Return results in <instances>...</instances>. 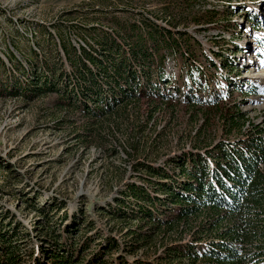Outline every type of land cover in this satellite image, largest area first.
Listing matches in <instances>:
<instances>
[{
    "label": "rangeland",
    "instance_id": "374dc122",
    "mask_svg": "<svg viewBox=\"0 0 264 264\" xmlns=\"http://www.w3.org/2000/svg\"><path fill=\"white\" fill-rule=\"evenodd\" d=\"M166 15L175 16L178 30L190 37L181 45L189 52L188 63L204 72L197 84L186 81L180 58L167 55L169 86L158 85L151 96L142 91L140 104L132 103L111 120L92 121L70 110L58 93L16 98L0 91V214L22 227L21 264H36V257L42 262V250L50 251L54 237L79 264L98 254L94 260L108 264H175L164 253L188 246V234L167 232L139 241L130 233L144 236L149 225L130 219L121 226L112 214L133 207L122 196L127 184L154 191L142 180L144 173L133 172L135 160L165 167L181 154L204 155L214 144L264 125V0H0V59L6 67L0 65V84L9 86L13 79L21 84L32 79V67L21 58L30 60V49L39 57L34 60L38 75L44 74L42 54L50 64L56 62L48 33L59 53L61 37L75 48L88 50L89 44L97 50V42L108 37L120 44L134 22L163 26ZM7 49L25 74L10 67ZM232 120H239L234 130ZM122 198L125 204L119 203ZM162 211L161 220L170 217ZM112 241L115 250L109 247Z\"/></svg>",
    "mask_w": 264,
    "mask_h": 264
},
{
    "label": "trees",
    "instance_id": "16d2710c",
    "mask_svg": "<svg viewBox=\"0 0 264 264\" xmlns=\"http://www.w3.org/2000/svg\"><path fill=\"white\" fill-rule=\"evenodd\" d=\"M164 18L163 26L151 20L134 22L126 26L127 35L120 38V44L108 37L104 42H97V50L89 44L88 50L80 45L75 48L67 38L61 37L58 38L59 53L53 36L48 33L56 50V62L50 64L43 54L40 55L44 74L38 75L34 60L39 57L30 49L31 59L21 58L32 67V79H27L24 84L16 79L10 80V86L0 84V91H8L16 98L36 96L45 91L58 93L70 110L81 112L92 121L97 118L111 120L120 112H128L127 107L132 103L140 104L142 91H159L160 84L169 86L170 77L165 70L167 55L180 58L186 81L197 84L196 79L203 78L204 72L201 67L188 63L189 52L181 45H186L185 39L189 43L190 37L178 30L179 20L175 16L166 15ZM53 30L59 35L57 27ZM4 53L10 67L25 74L22 62L13 52L7 49ZM0 65L6 70L1 59ZM153 66L155 69H151ZM150 75L155 81H150ZM58 87L64 91L59 92ZM146 95L151 96L150 93ZM238 121L232 120V130ZM90 129L96 131L92 125ZM242 129L243 126L238 128ZM246 131L236 140L214 144L205 150L204 155L181 154V158L170 159L165 167L135 160L133 172L144 173L146 176L142 180L151 184L154 191L151 193L143 186L127 184L122 196L128 203L132 202L133 207H119L112 219L121 226L130 219L149 225L142 233L144 236L130 233L139 241L145 239L147 242L167 232L180 237L188 234V246L168 247L164 253L171 263L264 264V125H252ZM131 147L138 150L135 145ZM175 174L179 181L173 179ZM123 198L120 204H125ZM163 209L170 212V217L161 220ZM37 211L44 214L41 209ZM5 218L6 214H0V264H21L22 242L18 241L21 226L6 223ZM64 219L67 217H61L62 221ZM43 226L41 222L40 227ZM54 239L50 251L42 250V262L40 257L34 258L36 264L81 262L77 258L73 261L74 254L66 250V244H61L56 237ZM113 243L109 247L115 250L117 246ZM133 247L135 244L128 245L130 252L134 251ZM62 250L66 253H60ZM98 256L95 255L94 259ZM94 259L88 264H108Z\"/></svg>",
    "mask_w": 264,
    "mask_h": 264
}]
</instances>
